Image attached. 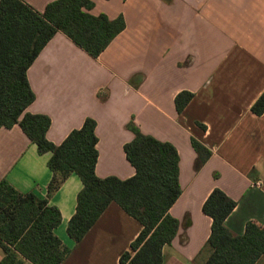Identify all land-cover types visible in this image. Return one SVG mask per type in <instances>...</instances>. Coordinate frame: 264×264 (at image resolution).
Instances as JSON below:
<instances>
[{
  "label": "crops",
  "instance_id": "0c3cea01",
  "mask_svg": "<svg viewBox=\"0 0 264 264\" xmlns=\"http://www.w3.org/2000/svg\"><path fill=\"white\" fill-rule=\"evenodd\" d=\"M22 1L42 12L54 0ZM91 1L89 14L121 15L125 28L96 58L56 32L27 69L35 98L26 111L49 118L45 138L54 145L93 119L99 178L134 175L123 151L134 138L130 123L170 143L181 193L169 209L178 228L161 249L162 264H203L211 219L202 204L213 189L236 202L223 223L231 234L248 221L264 227V112L250 110L264 91V0ZM181 91L193 97L177 112ZM191 140L209 151L204 162ZM50 157L18 125L0 128V181L18 192L46 198ZM81 187L71 173L48 197L60 214L54 233L69 250L62 264H118L141 225L110 203L74 243L66 227Z\"/></svg>",
  "mask_w": 264,
  "mask_h": 264
},
{
  "label": "trees",
  "instance_id": "16d2710c",
  "mask_svg": "<svg viewBox=\"0 0 264 264\" xmlns=\"http://www.w3.org/2000/svg\"><path fill=\"white\" fill-rule=\"evenodd\" d=\"M93 6L91 0H54L38 12L22 0H0V128L16 124L35 144L38 154L51 153L48 167L52 173L46 198L33 192L22 194L0 181V249L4 254L0 264H62L69 250L54 233L60 214L49 205L48 197L71 173L77 174L82 184L66 227L74 243L110 203L141 225L118 264H162L161 249L177 232L178 222L169 215V209L181 189L178 155L170 143L142 134L130 123L134 138L124 144L123 151L134 175L124 180L99 178L95 175L97 137L93 119L86 118L80 128L54 145L45 138L49 118L26 111L35 98L27 69L56 32L96 58L125 28L121 15L110 20L104 14H89ZM192 97L188 91L176 94V111L181 112ZM250 110L257 116L263 114L264 91ZM191 144L204 162L209 151L194 140ZM235 206L234 200L216 188L202 204V212L211 219L207 239L210 253L203 264H254L264 256V227L248 221L241 235H233L224 226Z\"/></svg>",
  "mask_w": 264,
  "mask_h": 264
}]
</instances>
